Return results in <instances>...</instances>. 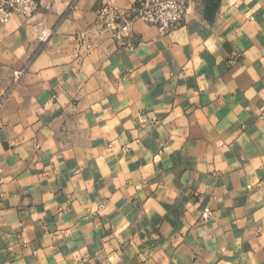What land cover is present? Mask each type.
I'll return each instance as SVG.
<instances>
[{
	"label": "clouds",
	"instance_id": "9594fccd",
	"mask_svg": "<svg viewBox=\"0 0 264 264\" xmlns=\"http://www.w3.org/2000/svg\"><path fill=\"white\" fill-rule=\"evenodd\" d=\"M0 264H264V0H0Z\"/></svg>",
	"mask_w": 264,
	"mask_h": 264
}]
</instances>
